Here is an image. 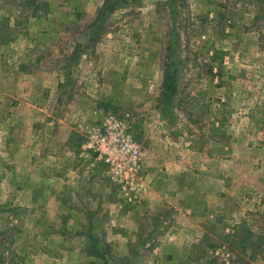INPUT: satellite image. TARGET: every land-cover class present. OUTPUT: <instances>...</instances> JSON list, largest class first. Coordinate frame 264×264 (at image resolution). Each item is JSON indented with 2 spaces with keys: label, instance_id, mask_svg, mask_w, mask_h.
I'll list each match as a JSON object with an SVG mask.
<instances>
[{
  "label": "rangeland",
  "instance_id": "1",
  "mask_svg": "<svg viewBox=\"0 0 264 264\" xmlns=\"http://www.w3.org/2000/svg\"><path fill=\"white\" fill-rule=\"evenodd\" d=\"M35 1L0 0V264H264L262 6L128 0L90 48L103 0ZM107 112L144 193L82 150Z\"/></svg>",
  "mask_w": 264,
  "mask_h": 264
},
{
  "label": "built area",
  "instance_id": "2",
  "mask_svg": "<svg viewBox=\"0 0 264 264\" xmlns=\"http://www.w3.org/2000/svg\"><path fill=\"white\" fill-rule=\"evenodd\" d=\"M82 150L106 167L110 180L121 191H146L141 149L125 119L105 113L99 122L86 128Z\"/></svg>",
  "mask_w": 264,
  "mask_h": 264
},
{
  "label": "trees",
  "instance_id": "3",
  "mask_svg": "<svg viewBox=\"0 0 264 264\" xmlns=\"http://www.w3.org/2000/svg\"><path fill=\"white\" fill-rule=\"evenodd\" d=\"M30 7L32 5H35L34 8L32 9V14L31 15H36V10L38 8V4L36 3L37 1L35 0H26ZM128 0H103L100 7L98 8L94 20L90 23L89 27V36H88V47H93L97 41L100 39L102 36L103 32L105 31V22L106 18L114 12L116 7L120 3H126ZM259 3V5L262 6V9L264 10V0H254ZM224 52L220 51H215L214 57L221 59L222 54ZM174 74L173 72L170 73L168 70H166L164 74V78L162 81V90H161V99L164 105L168 106L171 104V101L176 94V87L174 84Z\"/></svg>",
  "mask_w": 264,
  "mask_h": 264
}]
</instances>
